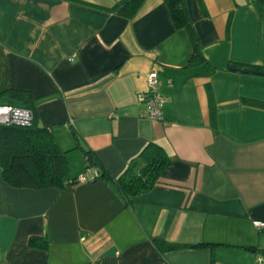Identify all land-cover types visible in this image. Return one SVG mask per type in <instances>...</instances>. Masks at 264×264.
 I'll use <instances>...</instances> for the list:
<instances>
[{
    "label": "crops",
    "instance_id": "1",
    "mask_svg": "<svg viewBox=\"0 0 264 264\" xmlns=\"http://www.w3.org/2000/svg\"><path fill=\"white\" fill-rule=\"evenodd\" d=\"M120 1L0 0V105L50 130L70 180L85 171L79 146L114 178L139 170L151 142L170 163L130 204L106 178L15 188L0 169V264H264V108L242 101L264 103V74L248 68L264 69V0H184L194 66L164 0L129 18ZM151 71L159 121L137 102Z\"/></svg>",
    "mask_w": 264,
    "mask_h": 264
},
{
    "label": "trees",
    "instance_id": "2",
    "mask_svg": "<svg viewBox=\"0 0 264 264\" xmlns=\"http://www.w3.org/2000/svg\"><path fill=\"white\" fill-rule=\"evenodd\" d=\"M144 0H122L114 7V11L125 17L135 14ZM170 18L176 29H185L192 41L193 52L189 65L203 62L199 42L187 16L184 0H164ZM252 73L264 74L262 67H248ZM210 91V88H208ZM24 92L8 91L10 97L17 98ZM244 103L264 108L263 102L244 99ZM10 105V104H9ZM211 120L214 122L215 110L210 104ZM75 133V131H73ZM84 154L85 171L95 168L98 176L93 181L106 178L114 182L127 204L133 199L149 191L159 180L170 163L164 149L157 143L146 144L138 159L139 170L128 169L121 177L114 178L98 160L96 154L88 148L79 146ZM0 169L3 181L11 187L30 189H63L66 184L76 183V179L68 177V161L66 152L55 143L49 129L38 127L33 119L30 126L0 127ZM84 171V172H85ZM33 241V240H32ZM160 252L182 249L181 246L168 245L155 241Z\"/></svg>",
    "mask_w": 264,
    "mask_h": 264
},
{
    "label": "built area",
    "instance_id": "3",
    "mask_svg": "<svg viewBox=\"0 0 264 264\" xmlns=\"http://www.w3.org/2000/svg\"><path fill=\"white\" fill-rule=\"evenodd\" d=\"M161 83L158 79V74L151 71L146 80V90L137 95V102L145 105L146 117L151 120L159 121L162 119V108L165 99L159 95L158 88ZM33 122V114L31 110L24 107L2 104L0 105V127L1 126H30ZM98 176L95 168H89L82 175H80L76 183H87L93 181ZM254 228L260 232H264V222H253ZM257 260L264 262V256L258 255Z\"/></svg>",
    "mask_w": 264,
    "mask_h": 264
},
{
    "label": "water",
    "instance_id": "4",
    "mask_svg": "<svg viewBox=\"0 0 264 264\" xmlns=\"http://www.w3.org/2000/svg\"><path fill=\"white\" fill-rule=\"evenodd\" d=\"M229 69L232 70V71H233V70H234V71H237V70H238V69H234L232 65L229 66ZM242 72L247 73L248 70H242Z\"/></svg>",
    "mask_w": 264,
    "mask_h": 264
}]
</instances>
